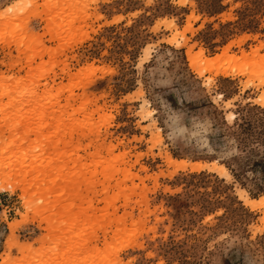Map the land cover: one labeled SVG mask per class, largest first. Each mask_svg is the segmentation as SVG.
I'll return each mask as SVG.
<instances>
[{
    "label": "rangeland",
    "instance_id": "rangeland-1",
    "mask_svg": "<svg viewBox=\"0 0 264 264\" xmlns=\"http://www.w3.org/2000/svg\"><path fill=\"white\" fill-rule=\"evenodd\" d=\"M0 264H264V0H0Z\"/></svg>",
    "mask_w": 264,
    "mask_h": 264
},
{
    "label": "bare ground",
    "instance_id": "bare-ground-1",
    "mask_svg": "<svg viewBox=\"0 0 264 264\" xmlns=\"http://www.w3.org/2000/svg\"><path fill=\"white\" fill-rule=\"evenodd\" d=\"M254 202V201H253ZM252 201H251V204H252V206H255V203H253Z\"/></svg>",
    "mask_w": 264,
    "mask_h": 264
}]
</instances>
